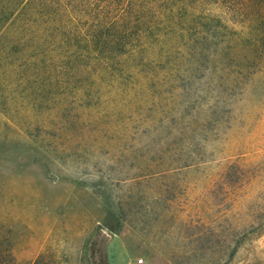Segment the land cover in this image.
Wrapping results in <instances>:
<instances>
[{"label": "rangeland", "instance_id": "1", "mask_svg": "<svg viewBox=\"0 0 264 264\" xmlns=\"http://www.w3.org/2000/svg\"><path fill=\"white\" fill-rule=\"evenodd\" d=\"M13 20L0 31V264H264V53L245 58L223 29L238 26L222 16L106 65L25 69Z\"/></svg>", "mask_w": 264, "mask_h": 264}, {"label": "trees", "instance_id": "2", "mask_svg": "<svg viewBox=\"0 0 264 264\" xmlns=\"http://www.w3.org/2000/svg\"><path fill=\"white\" fill-rule=\"evenodd\" d=\"M213 5L220 13L210 14ZM222 16L239 27L223 29L247 45L245 58L264 53V0H0V31L16 20L14 58L27 69L81 63L93 54L106 65L144 36L187 33L195 23H220ZM201 27L194 31L201 34Z\"/></svg>", "mask_w": 264, "mask_h": 264}, {"label": "built area", "instance_id": "3", "mask_svg": "<svg viewBox=\"0 0 264 264\" xmlns=\"http://www.w3.org/2000/svg\"><path fill=\"white\" fill-rule=\"evenodd\" d=\"M128 264H133V263H128Z\"/></svg>", "mask_w": 264, "mask_h": 264}]
</instances>
